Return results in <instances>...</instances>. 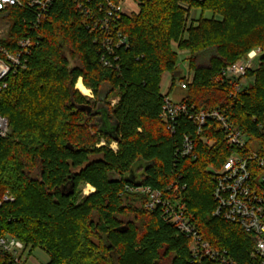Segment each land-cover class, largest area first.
Here are the masks:
<instances>
[{
    "label": "trees",
    "instance_id": "trees-1",
    "mask_svg": "<svg viewBox=\"0 0 264 264\" xmlns=\"http://www.w3.org/2000/svg\"><path fill=\"white\" fill-rule=\"evenodd\" d=\"M134 1L138 11L109 28L101 24L106 0H54L39 22L34 7L0 12L9 21L0 46L15 51L20 40L32 39L28 65L9 76L0 104L11 125L0 138V200L14 197L0 206V235L22 240L31 251L44 249L46 264H190L192 238L131 190L146 186L173 200L183 197L204 238L249 264L252 236L213 215L212 168L237 149L214 120L198 132L182 116L169 131L161 119V81L166 72L172 86L185 80L178 62L186 54L194 78L181 101L196 110L226 109L249 136L247 151L264 156V0ZM194 8L200 16L188 25ZM116 30L129 46L110 54L107 38ZM257 48L260 64L245 76L253 83L238 90L243 77L232 81L223 70ZM80 78L93 97L75 88ZM185 135L195 144L188 156L181 153ZM136 163H142L140 185L129 180ZM82 183L95 190L78 201ZM0 264H11L8 254H0Z\"/></svg>",
    "mask_w": 264,
    "mask_h": 264
},
{
    "label": "built area",
    "instance_id": "built-area-1",
    "mask_svg": "<svg viewBox=\"0 0 264 264\" xmlns=\"http://www.w3.org/2000/svg\"><path fill=\"white\" fill-rule=\"evenodd\" d=\"M53 1L0 0V12L7 11L16 5L34 7L37 10V22H39L41 18L46 16ZM106 4L107 16L101 24L107 28H109L112 20H118L122 14L131 15L138 11V4L134 0H121L118 3L113 0H106ZM126 4L127 8H125ZM110 33L106 43L108 53H114L115 48L129 46L127 36L121 31L116 30ZM31 44V38H23L19 41L15 51L0 46V104L2 93L8 87L9 76L28 65L27 57L31 54ZM261 52L259 48L251 50L247 56L227 66L223 70V75L232 81L245 77L249 69L255 68ZM102 60L105 65H112V62L105 56ZM193 78L194 72L187 70L185 80L179 82L181 88L185 89L193 81ZM236 87L238 90L242 88L241 84ZM164 95L165 103L161 112V119L169 131L175 132L178 120L182 116H186L194 122L198 127V132H201L204 126L214 120L219 123L223 130L227 144L237 149L228 156L221 167L212 168L216 178L213 191L216 208L213 215L239 225L242 230L251 235L254 245L250 252L249 264H264V156H261L255 149L247 151L249 136L227 116L226 109L196 110L194 106H190L186 102H175L171 100L168 94ZM116 102L117 99L113 100L112 104ZM10 131L9 118L0 113V138H6ZM102 144L105 142L103 141L100 145ZM110 147L115 151L118 148L116 142H113ZM194 150L195 144L192 136L185 135L181 149L182 155H192ZM131 190L145 194L148 197L147 208L152 210L160 207L169 223L192 238L190 264H241L230 254L228 249L215 248L204 238L193 223L192 218L187 214L183 197H177L173 200L165 197L163 191L146 186H138ZM10 201H14V197L9 193L5 194L0 200V206L3 202ZM30 252L31 246H26L22 240L11 235H0V254H8L11 264H25Z\"/></svg>",
    "mask_w": 264,
    "mask_h": 264
},
{
    "label": "rangeland",
    "instance_id": "rangeland-1",
    "mask_svg": "<svg viewBox=\"0 0 264 264\" xmlns=\"http://www.w3.org/2000/svg\"><path fill=\"white\" fill-rule=\"evenodd\" d=\"M125 8H127V4H126ZM195 11H197L196 8H194L191 11V17H190V20L188 22V25H191L192 24V20L194 19V15H196L195 14ZM199 13H201V12L199 11ZM199 16H200V14H199ZM205 16L206 17H209L210 16V13L209 12H206L205 13ZM217 17L222 19V15H217ZM8 29H9V21H3V20L0 19V38L3 39V38H6L7 37V35H8ZM262 53L263 52H261V55L259 56V58L256 61L255 68H257V66L260 64V60H261V57H262ZM185 56H186V54H184V53L183 54H180V56H179V62H178L179 70L180 71H183V74H185L187 72V70H190L192 72L188 60H183V58ZM70 61H71V64L72 65H74V66L77 65V61L75 59L70 58ZM204 63H206V62H204ZM253 80H254L253 78L243 77V79L241 81V86L244 87V86H246L248 84L250 85V84L253 83ZM82 82H83V80H82ZM104 88L106 90L108 88V86L105 85ZM78 91L82 95H84V96L93 97L92 92H90V94H83L79 89H78ZM184 96H185V89L181 88V86L179 84V81H177L176 85H174L172 91L170 92L169 97L171 98L172 101L178 102V101H181ZM110 99L111 100L116 99V94H113L112 96H110ZM141 164L136 163V165H135V174H136L137 177H139V179L141 178L142 172H143L142 169H141V167H139V165H141ZM33 175L37 176L38 175V171H34L33 172ZM89 185L90 184L82 183L79 186V197H78V201H82L88 195H90L89 192L88 193L86 192V189L88 188ZM121 219H122V221L125 222V221H128V219H133V215H131L130 217H127V216L126 217H122ZM49 260H50V256H49L48 252H46L44 249H42L40 247H37V248H35L32 251L29 260L25 264H46L47 262H49Z\"/></svg>",
    "mask_w": 264,
    "mask_h": 264
},
{
    "label": "crops",
    "instance_id": "crops-1",
    "mask_svg": "<svg viewBox=\"0 0 264 264\" xmlns=\"http://www.w3.org/2000/svg\"><path fill=\"white\" fill-rule=\"evenodd\" d=\"M195 14H196V15H194V19H195L196 17L199 16V14H200V13H199V10L195 11ZM172 83H173V77H172V74L166 72V73L163 75V78H162V81H161V92H162L163 94H168V95H169L170 92L172 91L173 87H174V86H172ZM31 253H32V251H31ZM31 253H30L29 256H28L27 261L29 260ZM27 261H26V262H27Z\"/></svg>",
    "mask_w": 264,
    "mask_h": 264
},
{
    "label": "bare ground",
    "instance_id": "bare-ground-1",
    "mask_svg": "<svg viewBox=\"0 0 264 264\" xmlns=\"http://www.w3.org/2000/svg\"><path fill=\"white\" fill-rule=\"evenodd\" d=\"M76 88L79 89L83 94H90V90L83 84L82 79H80L77 84ZM95 190V188L92 185H89L88 188L86 189V192L91 193Z\"/></svg>",
    "mask_w": 264,
    "mask_h": 264
},
{
    "label": "water",
    "instance_id": "water-1",
    "mask_svg": "<svg viewBox=\"0 0 264 264\" xmlns=\"http://www.w3.org/2000/svg\"><path fill=\"white\" fill-rule=\"evenodd\" d=\"M132 178H130L129 180L132 181L135 185H140L141 184V178L139 179V177L136 176L135 174V166L132 167ZM143 174V172H142Z\"/></svg>",
    "mask_w": 264,
    "mask_h": 264
},
{
    "label": "flooded vegetation",
    "instance_id": "flooded-vegetation-1",
    "mask_svg": "<svg viewBox=\"0 0 264 264\" xmlns=\"http://www.w3.org/2000/svg\"><path fill=\"white\" fill-rule=\"evenodd\" d=\"M104 105V104H103Z\"/></svg>",
    "mask_w": 264,
    "mask_h": 264
}]
</instances>
